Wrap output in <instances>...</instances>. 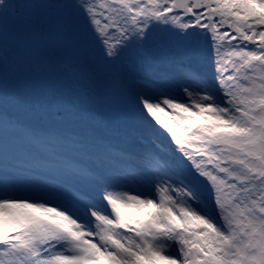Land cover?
<instances>
[{
	"label": "snow or ice",
	"instance_id": "obj_1",
	"mask_svg": "<svg viewBox=\"0 0 264 264\" xmlns=\"http://www.w3.org/2000/svg\"><path fill=\"white\" fill-rule=\"evenodd\" d=\"M44 6L52 12L39 17L27 12L35 5L0 0V22L15 14L22 44L18 55L0 47V264H264V0ZM175 9L187 17L178 28L171 21L180 12L169 16ZM170 28L167 43L191 42L186 53L206 59L212 75L182 62V83L164 75L130 84L122 57ZM10 56L18 59L19 76L11 86ZM37 96L45 114L124 98L166 129L177 148L157 168L143 157L125 164L111 156L103 135L78 136L60 126L63 117L79 113L53 111L52 125L22 128L14 110L3 106L25 108ZM70 145L81 152L95 145L110 157L108 166H90L71 152L56 153L60 187L85 184L92 194L80 193L75 204L20 194L22 183L37 180V158ZM185 157L194 170L186 171ZM199 178L211 182V200Z\"/></svg>",
	"mask_w": 264,
	"mask_h": 264
},
{
	"label": "rangeland",
	"instance_id": "obj_2",
	"mask_svg": "<svg viewBox=\"0 0 264 264\" xmlns=\"http://www.w3.org/2000/svg\"><path fill=\"white\" fill-rule=\"evenodd\" d=\"M58 0H22V3L35 5V7H29L27 12L34 16L46 17L52 9L45 7L44 5L53 4ZM103 2V0H102ZM141 7L146 11L152 9L147 4H141ZM175 11L170 13V18L175 15ZM107 14L112 15L111 9ZM127 14V13H125ZM183 12H180L179 19L171 21L174 28L180 26V20L186 19ZM219 19V18H217ZM130 23V21H129ZM163 27V26H161ZM226 30L224 27L220 28L223 32ZM231 31L230 29H227ZM173 29H166L164 31L157 30L153 33V42L147 47L136 50H129L122 57V64L129 71L130 76L133 78L130 80V84H137L139 77H160L167 75L171 84L182 83L179 65L183 62L198 68L201 72L206 73L208 76L212 75V70L209 66V62L206 59H197L194 56H189L185 48L190 45L191 42L185 44L167 43V41L173 40ZM201 39L198 41L200 47L207 49V41L203 39V30H199ZM235 43V42H233ZM7 46L11 51L20 54L22 52V44L20 39V33L18 30V22L15 14L10 15L7 21L0 22V47ZM18 59L10 56L7 81L9 85L16 83L19 80L18 73L16 71ZM195 84L196 82L193 81ZM174 93H179L180 89L174 88ZM199 95V94H198ZM193 101H190V103ZM41 99L39 96L34 97L31 103L25 108H19L14 102H10L3 106L14 110V118L21 121L24 126L45 124L52 125L54 123L53 111L62 113H79L78 115H66L63 117V123L60 125L69 133H75L78 136H100L103 135L106 142L111 145V148L116 149L119 154H111L113 158L122 160L125 164L129 161L135 160L140 162V157H143L144 162L148 163L147 151L154 148V144L158 141L168 143L177 148L175 141L171 139V136L167 134V130L162 126L157 125L151 117L141 115L138 110H134L130 106H127L124 98L118 97L114 100H109L103 105H77L75 109H67L65 107H59L57 109L49 110L48 114H45L40 109ZM166 108V106H164ZM166 111H171L166 108ZM187 115V114H184ZM199 143L193 142V147H199ZM79 145H70L67 148H60L53 150L57 152H71L72 155L78 157L81 160H85L93 166H108L111 163L110 157L105 151L98 146L91 145L87 151H76ZM191 152V148L187 149ZM126 153H132V156H126ZM180 155L181 153H177ZM95 155V160L92 156ZM193 160H201V157L196 156L194 153ZM54 159V158H53ZM186 163L189 166L186 171L194 170V164L192 161H188L185 157ZM206 166V165H205ZM54 169H48L47 174L54 177L63 178L60 171ZM39 172L41 169H38ZM49 172V173H48ZM200 185L205 195L211 200L209 194V183L207 178H199ZM74 188L80 190H86L82 187V184L74 185ZM88 188V187H86ZM20 194L27 195L28 193H36L37 195H44L43 192L61 194L67 193L65 190L47 185L39 180L32 183H22L19 186ZM69 195V194H68ZM152 211H155L154 209Z\"/></svg>",
	"mask_w": 264,
	"mask_h": 264
},
{
	"label": "bare ground",
	"instance_id": "obj_3",
	"mask_svg": "<svg viewBox=\"0 0 264 264\" xmlns=\"http://www.w3.org/2000/svg\"><path fill=\"white\" fill-rule=\"evenodd\" d=\"M59 158H61L62 159V157L61 156H58ZM95 158H96V156L95 155H93L92 156V159H94L95 160ZM40 161V165L38 166V168L37 169H49L50 167H48V166H41V163L42 162H45L44 160H39ZM36 174V179L37 180H39L40 182H43V183H45V184H47V185H50V186H54V187H57V185H56V181L54 180V179H52V177L51 176H49V175H42V174H40V173H35ZM87 186V185H86ZM85 186V187H86ZM49 191H46V192H43L42 194H44V195H37L36 193H34V192H32V193H28L27 195H33V196H36V197H43L44 199H46V200H48V201H50V202H56V203H59V202H61V201H65V202H68V203H72V201H71V198H70V196L69 195H64L63 197H58V196H60V195H58V194H56V195H54L53 193H48ZM133 214L135 215V216H140L141 215V213H134L133 212Z\"/></svg>",
	"mask_w": 264,
	"mask_h": 264
}]
</instances>
